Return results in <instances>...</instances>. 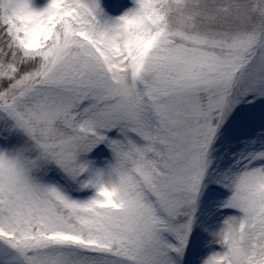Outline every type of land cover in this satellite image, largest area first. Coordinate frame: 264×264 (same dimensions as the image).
Masks as SVG:
<instances>
[{
  "label": "snow or ice",
  "instance_id": "snow-or-ice-1",
  "mask_svg": "<svg viewBox=\"0 0 264 264\" xmlns=\"http://www.w3.org/2000/svg\"><path fill=\"white\" fill-rule=\"evenodd\" d=\"M0 264H264V0H0Z\"/></svg>",
  "mask_w": 264,
  "mask_h": 264
}]
</instances>
